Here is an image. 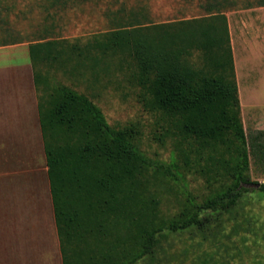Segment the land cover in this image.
Masks as SVG:
<instances>
[{
	"label": "trees",
	"instance_id": "16d2710c",
	"mask_svg": "<svg viewBox=\"0 0 264 264\" xmlns=\"http://www.w3.org/2000/svg\"><path fill=\"white\" fill-rule=\"evenodd\" d=\"M223 1L204 6V15L162 23L131 12L118 27L86 40L52 36L49 27L26 40L42 91L40 122L63 264H168L174 256L165 243L172 247V237L186 233L200 238L199 245L224 248L222 260L215 258L221 251L206 252L193 264H232V236L253 230L241 210L252 194L264 199V182L250 175L251 156L264 160V131L250 141L244 127ZM60 2L66 4L51 5ZM255 6L264 0L247 5ZM106 57L127 66L126 81L139 90V102L164 122L161 140L176 139L170 162L144 152L134 126L112 127L89 96L53 83L54 72L82 75ZM192 175L205 181L202 199L190 190ZM160 189L174 195L173 215L162 212ZM239 257L238 250L231 258Z\"/></svg>",
	"mask_w": 264,
	"mask_h": 264
},
{
	"label": "rangeland",
	"instance_id": "374dc122",
	"mask_svg": "<svg viewBox=\"0 0 264 264\" xmlns=\"http://www.w3.org/2000/svg\"><path fill=\"white\" fill-rule=\"evenodd\" d=\"M66 4L51 5L53 0H0V40H32L50 28L52 36L82 38L86 40L93 34L106 32L118 27V23L127 20L131 12L146 14L154 23L170 22L182 18L204 15V6L223 0H65ZM259 0H228L225 2L229 28L234 36V49L237 60V82L242 107V119L250 141L264 131V6H255L260 11H250V3ZM123 10V11H122ZM240 11V13H237ZM52 14V15H51ZM51 15V16H50ZM50 16V17H48ZM242 16L240 29L235 21ZM131 17V16H130ZM252 17V18H251ZM255 18V19H254ZM254 19V20H253ZM237 30V31H236ZM107 68V70H106ZM127 66L119 67L118 59L106 57L100 67L93 71L84 68L82 75L70 76L54 72L53 83L67 85L89 96L103 111L108 123L117 129L134 126L139 132V144L144 152L155 160L170 162L176 141L172 136L164 138L163 124L157 115L148 112L138 99V89L127 83ZM42 93V91H40ZM264 144V136L260 140ZM43 164V159L41 160ZM0 172L5 164L0 163ZM2 168V169H1ZM251 179L264 182V160L260 156H251ZM190 190L199 199L207 194L204 179L195 175L189 177ZM8 178H0V183ZM160 193L161 210L165 215H173L178 206L174 195L165 190ZM253 226V230H241L231 238L229 259L232 264H260L264 261V199L252 194L241 210ZM231 230V228H229ZM228 230V233L231 232ZM44 235V234H42ZM246 242H241V237ZM53 238V239H52ZM50 239L40 238L46 243L47 254L15 258L8 264H63L58 233ZM200 238L186 233L172 237L165 243L167 252L173 254L168 264H193L206 252L215 254L216 260H222L224 248L204 243ZM226 242V241H225ZM43 244V243H42ZM241 251V257H231ZM171 256V255H170ZM31 258V257H30ZM6 257L0 256V264H6Z\"/></svg>",
	"mask_w": 264,
	"mask_h": 264
},
{
	"label": "crops",
	"instance_id": "0c3cea01",
	"mask_svg": "<svg viewBox=\"0 0 264 264\" xmlns=\"http://www.w3.org/2000/svg\"><path fill=\"white\" fill-rule=\"evenodd\" d=\"M241 22L242 16L235 21L238 29ZM230 34L237 71L232 29ZM39 99L30 43L0 40V163L5 164L0 178H8L0 183V256L6 257V264L47 254L40 247L50 245L57 233ZM40 238L52 239L45 243Z\"/></svg>",
	"mask_w": 264,
	"mask_h": 264
}]
</instances>
